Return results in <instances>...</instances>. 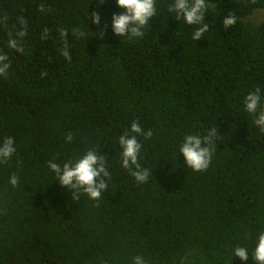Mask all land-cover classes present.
<instances>
[{"label": "trees", "instance_id": "obj_1", "mask_svg": "<svg viewBox=\"0 0 264 264\" xmlns=\"http://www.w3.org/2000/svg\"><path fill=\"white\" fill-rule=\"evenodd\" d=\"M170 2L157 0L158 16L129 39L112 33L111 16L122 11L115 0H0V53L10 61L0 75V143L10 136L16 147L0 162V264H133L137 256L148 264H255L264 131L243 98L256 88L264 94V21H246L264 0H208L199 41L194 26L169 16ZM229 12L238 20L225 29ZM10 35L19 51L7 47ZM133 122L144 133V183L120 163L118 140ZM211 129V163L193 171L180 144ZM90 149L107 156L109 187L98 200H74L46 161L63 164ZM236 247L249 249L246 262Z\"/></svg>", "mask_w": 264, "mask_h": 264}, {"label": "clouds", "instance_id": "obj_2", "mask_svg": "<svg viewBox=\"0 0 264 264\" xmlns=\"http://www.w3.org/2000/svg\"><path fill=\"white\" fill-rule=\"evenodd\" d=\"M105 0H98L102 5ZM116 6L122 9L119 13L111 16L110 26L115 36L122 38H139L143 36L146 26L149 25L153 17L158 16L157 0H115ZM208 0H171L167 6L169 16L175 21H182L184 24L194 26L192 39L199 41L204 33L208 31L209 25L205 22L206 14L209 12ZM91 22L97 26L101 25L102 16L99 12L90 13ZM238 17L234 13H226L222 18V26L227 29L236 24ZM26 31L17 33L20 38L26 35ZM63 35H67L64 33ZM83 35V34H81ZM100 35H104L101 29ZM7 47L19 51L18 39L11 36L7 41ZM64 56L71 59L69 51L65 49ZM10 68V61L6 54L0 53V75H7ZM243 110L249 115L255 116L254 125L264 131V94L260 88L249 91L243 98ZM143 129L138 122H133L130 131L119 137L118 143L121 152V166L132 170V175L136 181L144 183L149 178V170L141 169L138 163L139 153L142 145L137 137L142 135ZM216 134L215 129H211L207 136L199 134H189L183 138L179 147L183 163L193 171L206 170L212 160V148L209 141ZM148 136L151 132L147 133ZM73 140L71 134L65 137V142L70 144ZM16 152L15 140L7 137L0 143V162L10 159ZM107 156L95 149H90L86 153L73 160L57 163L55 160L46 161L47 168L54 174L55 180L71 193L72 199H78L80 194H86L92 200H98L109 187L110 172L105 167ZM108 167H110L108 163ZM107 181V183H106ZM9 183L12 186L18 184V177L13 174ZM234 257H238L242 262L249 258V249L246 247H236L233 251ZM255 264H264V232L259 233L256 240L254 254L252 256ZM133 264H148L142 256L134 258Z\"/></svg>", "mask_w": 264, "mask_h": 264}, {"label": "rangeland", "instance_id": "obj_3", "mask_svg": "<svg viewBox=\"0 0 264 264\" xmlns=\"http://www.w3.org/2000/svg\"><path fill=\"white\" fill-rule=\"evenodd\" d=\"M246 21H250L255 24L264 21V7L254 9L251 15L246 18Z\"/></svg>", "mask_w": 264, "mask_h": 264}]
</instances>
